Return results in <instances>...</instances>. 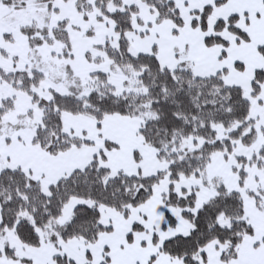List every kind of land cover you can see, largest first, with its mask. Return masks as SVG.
<instances>
[{
    "label": "snow or ice",
    "instance_id": "1",
    "mask_svg": "<svg viewBox=\"0 0 264 264\" xmlns=\"http://www.w3.org/2000/svg\"><path fill=\"white\" fill-rule=\"evenodd\" d=\"M0 264H264V0H0Z\"/></svg>",
    "mask_w": 264,
    "mask_h": 264
}]
</instances>
